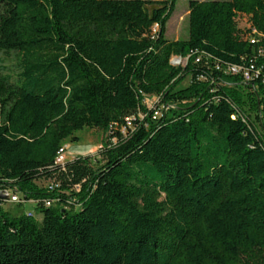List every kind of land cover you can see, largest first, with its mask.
<instances>
[{
	"label": "trees",
	"instance_id": "obj_1",
	"mask_svg": "<svg viewBox=\"0 0 264 264\" xmlns=\"http://www.w3.org/2000/svg\"><path fill=\"white\" fill-rule=\"evenodd\" d=\"M175 1L0 0V193L40 216L0 207V264H264V0H189L167 40Z\"/></svg>",
	"mask_w": 264,
	"mask_h": 264
},
{
	"label": "rangeland",
	"instance_id": "obj_2",
	"mask_svg": "<svg viewBox=\"0 0 264 264\" xmlns=\"http://www.w3.org/2000/svg\"><path fill=\"white\" fill-rule=\"evenodd\" d=\"M189 0H176L174 5L173 13L170 19L165 25L164 37L167 40H184L187 38V2ZM201 1V0H198ZM207 1V0H206ZM220 1V0H218ZM245 22L239 21L238 27L245 28ZM155 29V27H154ZM13 61L12 57L5 58L4 64L9 65ZM174 65L183 66L185 60L175 61L171 60ZM188 84V77H185L182 82L178 85L177 89L185 88ZM142 104L147 109L163 108L159 103L157 97L146 96L144 97ZM262 117L264 118V105L262 106ZM107 134L94 129L83 128L74 133L75 140L71 141L69 139L63 142L65 147V158L66 160L78 158V157H89L92 158L100 145L101 141L105 138ZM38 187H42L44 182L37 181ZM1 210L8 212L10 214H33L36 220L40 219V216L34 210V204L32 202H23L19 206L16 204L3 203L1 205Z\"/></svg>",
	"mask_w": 264,
	"mask_h": 264
},
{
	"label": "built area",
	"instance_id": "obj_3",
	"mask_svg": "<svg viewBox=\"0 0 264 264\" xmlns=\"http://www.w3.org/2000/svg\"><path fill=\"white\" fill-rule=\"evenodd\" d=\"M244 27L249 29V26L246 23H245ZM249 30L250 31L247 34L246 38H247L249 44H254L255 42H257L258 34L253 29H249ZM199 58H200V56H197L196 59L194 60V62H197L199 60ZM172 59L177 61L176 63H178V61H181V60H185L186 61V58L181 59L179 57H171L170 60H169V64L171 66H180V65H174L171 62ZM215 70L221 71V72H223L225 74H237V73H240L244 80H248L249 76H250L246 69H242V68L237 67V66H223V67L215 66ZM255 73H256V71H255ZM165 109L166 108H164V107L163 108L152 109L150 120H152V121L158 120L162 116L163 110H165ZM125 121H126V123L128 122L127 119ZM120 131H121V133L123 132L122 130H120ZM100 148H101V144L98 146L97 150H99ZM69 160H72V159H69ZM69 160H66V158H65V147L62 144L58 148V150H57V152L55 154V158H54L53 164L54 165L63 166V164L66 161H69ZM42 182H44V185L42 186V188L46 189L49 192H53V191L57 190V188H58V184H55V183H53L51 181H42ZM74 189L77 190V186H75ZM23 202H32L33 204H35V202L32 201V200H24L22 195L14 192V191H11V192L8 193L7 198H6L4 203L21 204ZM54 203H55V200H44L43 201L44 207H49L51 204H54ZM1 205L2 204H0V207H1ZM32 215L33 214H31V213H27L26 214V216H28V217H31Z\"/></svg>",
	"mask_w": 264,
	"mask_h": 264
},
{
	"label": "water",
	"instance_id": "obj_4",
	"mask_svg": "<svg viewBox=\"0 0 264 264\" xmlns=\"http://www.w3.org/2000/svg\"><path fill=\"white\" fill-rule=\"evenodd\" d=\"M7 198V194L5 192L0 193V199L5 200Z\"/></svg>",
	"mask_w": 264,
	"mask_h": 264
}]
</instances>
